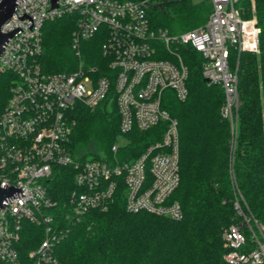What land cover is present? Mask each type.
I'll use <instances>...</instances> for the list:
<instances>
[{"label":"built area","instance_id":"obj_1","mask_svg":"<svg viewBox=\"0 0 264 264\" xmlns=\"http://www.w3.org/2000/svg\"><path fill=\"white\" fill-rule=\"evenodd\" d=\"M176 1L181 0H58L54 7L52 0H17L1 28L13 36L0 56V76L10 75L9 97L0 104V186L17 190L0 209L1 264H19L21 220L44 229L43 241L29 258L35 264H61L55 246L65 232L54 226L57 202L48 189L58 168L74 170L76 188L69 208L76 220L94 209L106 211L117 195L130 213L182 219L180 204L169 202L181 179L178 121L164 108L168 91L181 102L188 97L189 70L177 51L187 46L200 54L202 77L221 86L226 99L221 116L233 123L239 62L234 67L231 59L235 53L257 52L261 29L254 13L242 15L238 0H208L212 9L206 23L186 32L156 26L151 6L163 9ZM65 15L75 17L76 57L81 58V42L98 35L106 69L80 62L72 72L44 70L43 26ZM156 43L165 45V52ZM104 102L119 114L122 141L112 146L114 155L125 145L123 135L135 129L165 124L161 139L124 162L116 157L112 162L76 159L69 149L74 111L78 105L96 109ZM235 194V221L223 233L224 259L229 264H264V224L241 193Z\"/></svg>","mask_w":264,"mask_h":264},{"label":"trees","instance_id":"obj_2","mask_svg":"<svg viewBox=\"0 0 264 264\" xmlns=\"http://www.w3.org/2000/svg\"><path fill=\"white\" fill-rule=\"evenodd\" d=\"M237 6L245 18L255 14L261 33L257 52L235 53L231 59L234 67L239 62L233 123L221 116L226 101L223 89L204 81L202 58L191 47L179 49L189 70L187 99L181 102L173 92L165 93L164 108L178 121L181 176L169 202L180 204L182 219L130 213L124 199L117 195L106 211L94 209L76 220L69 208V196L76 188L74 170L58 168L48 189L57 202L54 226L65 232L55 246L61 264H229L224 259L227 249L223 233L235 221L233 181L247 208L264 224V0H238ZM211 9L208 0H181L151 10L150 15L156 26L182 33L203 26ZM74 30L73 15L44 24L40 58L44 70L72 72L80 62L84 67L100 65L106 69L103 40L96 35L82 41L78 59L72 49ZM9 76H0V96L4 100L9 97ZM73 117L76 124L69 149L80 161L91 158L112 162L116 157L124 162L137 158L161 139L165 129L164 124L123 135L125 145L114 155L111 148L122 135L117 109L109 108L106 102L96 109L78 105ZM43 239V227L21 220L16 246L19 264H35L29 252Z\"/></svg>","mask_w":264,"mask_h":264},{"label":"water","instance_id":"obj_3","mask_svg":"<svg viewBox=\"0 0 264 264\" xmlns=\"http://www.w3.org/2000/svg\"><path fill=\"white\" fill-rule=\"evenodd\" d=\"M58 0H52L53 6L55 7ZM17 6V0H3L0 3V56L3 53L4 46L7 44L9 39L13 36L12 34H4L1 31L2 26L12 17L15 8ZM153 10L162 9V6H151ZM17 190L15 188H2L0 186V209L4 207V202L13 197Z\"/></svg>","mask_w":264,"mask_h":264},{"label":"rangeland","instance_id":"obj_4","mask_svg":"<svg viewBox=\"0 0 264 264\" xmlns=\"http://www.w3.org/2000/svg\"><path fill=\"white\" fill-rule=\"evenodd\" d=\"M193 3H201V2H204V1H207V0H201V1H198V0H191ZM103 40V39H102ZM155 46L156 47H158V48H164V52H165V45H163V44H158V43H156L155 44ZM175 49V48H174ZM177 53H179L180 54V56L182 55V53L180 52V51H177ZM182 57V56H181ZM183 58V57H182ZM85 63V62H84ZM98 63H100V62H98ZM78 66V65H77ZM89 67V66H88ZM7 85V84H6ZM1 88H2V86H1ZM6 97V96H5ZM6 98H5V100L4 99H2V96H0V104H4L5 102H6ZM226 102V101H225ZM233 114H236L237 115V107L235 106L234 108H233ZM233 133H234V130H233V127H232V142H233V138H234V136H233ZM122 141V139H121V137H119V139H118V143H120ZM235 142H233V144H234ZM89 159H91V158H89ZM234 183V181L232 182V186H233V188H234V190H235V192L237 191V193H240V191L238 190V188H237V186H236V184H233ZM237 189V190H236ZM235 196H236V194H235ZM236 199V198H235Z\"/></svg>","mask_w":264,"mask_h":264}]
</instances>
